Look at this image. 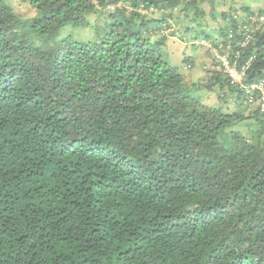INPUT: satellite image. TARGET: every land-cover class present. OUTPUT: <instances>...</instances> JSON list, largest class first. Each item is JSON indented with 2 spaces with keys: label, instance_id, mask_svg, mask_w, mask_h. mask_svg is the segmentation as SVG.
<instances>
[{
  "label": "trees",
  "instance_id": "obj_1",
  "mask_svg": "<svg viewBox=\"0 0 264 264\" xmlns=\"http://www.w3.org/2000/svg\"><path fill=\"white\" fill-rule=\"evenodd\" d=\"M22 2L0 0V264H264V13L192 36L193 82L162 48L199 0Z\"/></svg>",
  "mask_w": 264,
  "mask_h": 264
},
{
  "label": "crops",
  "instance_id": "obj_2",
  "mask_svg": "<svg viewBox=\"0 0 264 264\" xmlns=\"http://www.w3.org/2000/svg\"><path fill=\"white\" fill-rule=\"evenodd\" d=\"M200 1V7L203 12V16L191 19V20H185L182 22V24L186 25L183 26L184 28L189 27V29L193 26H201L202 28L209 31V35H211V38L218 36L217 28L220 25V16L223 11H226L227 9L232 8H238L244 11L250 10L255 11L254 4L247 3L245 0H238L234 2H228L221 4L220 6L216 7L207 2V0H199ZM231 3V4H229ZM234 3V4H233ZM218 9V10H217ZM256 12H261L262 9H257ZM189 22V23H188ZM187 23V24H186ZM190 24V25H189ZM183 30V29H182ZM186 33L182 37L179 36H169L166 40V44L163 47L167 53V55L170 56V58L176 60L174 65H177L180 67V70L183 71L184 74L188 75L186 71L187 68H184V57H187L192 60V68H194V61L193 58L197 61V67L200 69L201 74L198 76V78H202L204 76V70L203 65L208 63V56L205 49L201 47H197L193 45L192 33H188V31L184 30ZM172 61V60H171ZM229 100L231 98L229 97Z\"/></svg>",
  "mask_w": 264,
  "mask_h": 264
},
{
  "label": "rangeland",
  "instance_id": "obj_3",
  "mask_svg": "<svg viewBox=\"0 0 264 264\" xmlns=\"http://www.w3.org/2000/svg\"><path fill=\"white\" fill-rule=\"evenodd\" d=\"M8 1L13 6L15 12L21 16L31 18L32 16L36 14L35 10L33 9L31 10L30 7L27 5V3L22 2V0H8ZM234 1H238V0H207L209 4L216 6V7L220 6L221 4L228 3V2H234ZM245 2L254 4L255 11H258L257 9H262V11L264 12V0H245ZM89 21L91 25L89 28L88 27H85V28L75 27L72 24H66L62 26L59 29L57 38L59 39L62 37H71L72 39L78 40L81 42H87V41L94 39L95 34L93 30H95L96 28L95 24L97 23V18L94 16H90ZM201 28H202L201 26L193 27L192 34L194 37L201 36L200 35ZM162 57L165 60L171 62L172 64L176 62V60H174L173 58L171 59L170 56L167 55L164 48H162ZM193 61L195 63L194 68L186 71V73L188 74L186 77V80L188 81L191 80L194 82V81H197L198 76L201 74V72H200V69L197 67V63H196L197 61L195 60V58H193ZM192 95L198 96L200 99L204 100L203 97L205 96V91L202 89H194L192 90ZM214 98L215 97L213 95H210L209 97H207V101L210 103H215ZM230 107H233V104H231Z\"/></svg>",
  "mask_w": 264,
  "mask_h": 264
},
{
  "label": "built area",
  "instance_id": "obj_4",
  "mask_svg": "<svg viewBox=\"0 0 264 264\" xmlns=\"http://www.w3.org/2000/svg\"><path fill=\"white\" fill-rule=\"evenodd\" d=\"M112 7V6H110ZM142 8V7H141ZM142 11V9H141ZM145 13H149V14H152V15H156L158 13V10H156L155 8H149V10H143ZM247 19L249 20V27H252L254 28V30L258 29L259 27L263 26L264 25V16L261 15V14H258V15H249L247 17ZM244 29H249L248 27L244 26L243 27ZM168 32V31H166ZM228 36H232V34L229 32ZM210 48V45L208 46ZM212 52V55L213 57H215L216 61L221 63V65L217 66V68H222L223 69V72H225L230 78H231V81L235 84H238L241 82L242 80V77L244 75V71L246 68H243L242 70H236L234 67L230 66L228 61H227V58H226V55H219L217 53V51L213 48L212 50H210ZM215 62V63H217ZM254 86H252L253 88ZM259 87H262V83L260 84ZM261 89V88H259ZM247 91V89H246ZM260 107L261 109L263 110L264 109V96H261L260 98Z\"/></svg>",
  "mask_w": 264,
  "mask_h": 264
}]
</instances>
